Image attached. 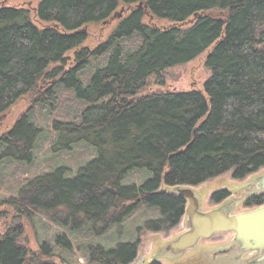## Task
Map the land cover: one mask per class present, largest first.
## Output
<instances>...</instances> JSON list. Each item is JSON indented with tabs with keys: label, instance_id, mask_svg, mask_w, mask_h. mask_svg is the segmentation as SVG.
<instances>
[{
	"label": "trees",
	"instance_id": "obj_1",
	"mask_svg": "<svg viewBox=\"0 0 264 264\" xmlns=\"http://www.w3.org/2000/svg\"><path fill=\"white\" fill-rule=\"evenodd\" d=\"M116 21L109 37L92 39ZM207 51L204 90L148 92L151 79L162 83L166 70ZM26 97L50 118L60 104L63 115L50 124L59 160L4 204L42 233L44 216L64 236L56 231L31 256L24 225L7 227L0 264H54L47 258L79 236L97 242L92 263L130 264L137 245L98 240L143 207L157 214L148 230L175 228L185 202L163 187H197L229 172L243 181L264 169V0H40L37 8H2L0 116ZM31 114L4 137L5 159L33 162L41 132ZM79 152L80 165L66 163L65 154ZM227 197L222 191L212 200ZM262 203L264 195L245 205Z\"/></svg>",
	"mask_w": 264,
	"mask_h": 264
},
{
	"label": "rangeland",
	"instance_id": "obj_2",
	"mask_svg": "<svg viewBox=\"0 0 264 264\" xmlns=\"http://www.w3.org/2000/svg\"><path fill=\"white\" fill-rule=\"evenodd\" d=\"M39 2L40 0H0V9L16 6L37 8ZM118 22L119 21H116L109 27L103 29L102 33L94 31L92 39L96 42L100 39L102 41L103 38L106 39L112 34L113 30L118 25ZM162 24L167 26L170 23L163 21ZM208 54L209 51L185 65L176 66L166 70L163 73L164 82L162 83H158L156 79H151L148 84V92H190L193 90H204L206 82L212 75L205 63ZM69 63L71 64V62ZM62 69H66L65 66H63ZM57 80L58 78L48 82L47 89L52 87ZM62 95L67 101L73 97V95L68 92H64ZM69 104L77 107V104L73 103L72 100L69 101ZM59 105L51 110L53 116L50 118L45 106H34L33 100L26 97L19 100L6 113L0 116V148L3 145L2 142L4 137H6L9 131L12 130L13 126L21 118L30 113H32L30 115L31 117L33 115V120L38 122L39 126L37 125L36 128L41 132V136H38L39 138L36 139L33 150L34 160L32 163L5 159L0 152V235L5 233L7 227L11 230L18 224L24 225L22 242L27 247L31 256L38 255V252H40V242L42 240L51 241L53 234L56 231V236L58 238L64 236L63 231L59 230L55 224L50 223L47 218L39 215L42 222L46 224L45 227H47L44 230V233H42V229H36L31 225L32 223L27 222L26 219H17V212H15L10 206H6L4 203H6L8 199L16 197L20 189L29 180L50 172V168L57 165L59 158L56 157L59 156H56L55 158L53 157V152L50 146L55 136L54 132L50 130V124L53 120L58 119L63 115L60 111ZM82 154V152L75 153L71 160L68 158L69 156L65 154L66 163L68 162L70 165L77 163V165H80L82 160L85 159ZM263 173L264 169H261L245 180L238 181L233 179V172H229L218 178L209 180L200 186L194 187L193 189L197 191V194L202 200L201 210L209 211L218 208L221 204L231 200L238 202L234 211L235 214L252 210L253 206L245 205L247 199L246 196H248L249 192L247 185L252 182V179ZM162 191L170 195L171 192L177 194L176 188L163 187ZM222 191H226L228 197L222 203L216 204L212 200V197L216 193ZM20 200H23V198ZM156 218L157 214L153 210L146 209L145 207L139 208V210L131 215L121 227L112 228V231L108 232L103 238L98 240V242L104 244L107 248L116 247L120 242L137 245V255L130 264H150L154 261H159L161 264H170L171 261L169 257L163 251L164 247L167 243L176 239V237L188 229V222L185 223L183 218L177 227L170 230L168 229L159 232L148 230L146 228V223L152 222ZM224 234H216L212 240H219L220 243H222V240L225 238H228L229 240L232 239L233 234ZM87 243L88 242H83V239L79 236L78 240L74 239L73 242L68 244V246L65 244L67 249L57 247L56 255L51 257V259L47 258V261L52 260L54 264H94L90 257L92 248H96L97 242L95 241L94 246H88ZM198 247L190 250V252L198 250ZM85 248H88V250H85ZM43 260L46 261V258Z\"/></svg>",
	"mask_w": 264,
	"mask_h": 264
},
{
	"label": "water",
	"instance_id": "obj_3",
	"mask_svg": "<svg viewBox=\"0 0 264 264\" xmlns=\"http://www.w3.org/2000/svg\"><path fill=\"white\" fill-rule=\"evenodd\" d=\"M251 181L247 185L249 192L246 198L258 193L264 194V173ZM176 191L180 198L187 201L185 215L188 229L165 245L163 251L169 259L197 248L203 239H210L222 233L233 234L232 244L240 247L242 252H259L263 254L264 259V205L235 214L238 202L231 200L218 208L202 211V200L193 187L179 186Z\"/></svg>",
	"mask_w": 264,
	"mask_h": 264
},
{
	"label": "flooded vegetation",
	"instance_id": "obj_4",
	"mask_svg": "<svg viewBox=\"0 0 264 264\" xmlns=\"http://www.w3.org/2000/svg\"><path fill=\"white\" fill-rule=\"evenodd\" d=\"M176 196L178 195L176 194ZM253 196L260 197L262 194L258 193ZM182 200L185 202L186 208L187 201L183 198ZM263 205L264 203L255 205L253 206V209H257ZM182 219L185 220V223L187 222L185 210L181 220ZM212 238L203 239L198 245V250L194 252L188 251L181 256L171 257L170 264H264L263 254L259 252H242L240 247L233 246V237L230 240L225 238L222 240V243H220L219 240L214 241ZM150 264L161 263L159 261H154Z\"/></svg>",
	"mask_w": 264,
	"mask_h": 264
}]
</instances>
